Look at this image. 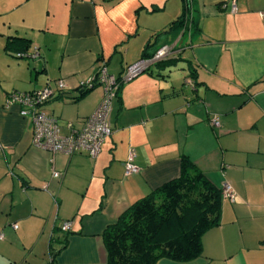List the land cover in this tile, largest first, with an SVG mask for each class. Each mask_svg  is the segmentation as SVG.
I'll list each match as a JSON object with an SVG mask.
<instances>
[{"label": "crops", "instance_id": "crops-1", "mask_svg": "<svg viewBox=\"0 0 264 264\" xmlns=\"http://www.w3.org/2000/svg\"><path fill=\"white\" fill-rule=\"evenodd\" d=\"M193 1L182 31V0H0V264H108L104 230L185 160L236 198L223 196L201 256L157 264H264V0ZM164 44L176 52L121 85L94 158L34 146L31 119L5 106L11 92L50 85L41 108L69 134L104 96L83 83L103 65L121 76ZM131 149L139 172L126 175Z\"/></svg>", "mask_w": 264, "mask_h": 264}, {"label": "trees", "instance_id": "trees-1", "mask_svg": "<svg viewBox=\"0 0 264 264\" xmlns=\"http://www.w3.org/2000/svg\"><path fill=\"white\" fill-rule=\"evenodd\" d=\"M182 1L183 12L172 27L186 31L194 24V1L190 6ZM16 40L21 53L15 55L25 56L28 39ZM222 200L223 189L185 160L178 178L137 200L104 230L108 264H157L162 258L186 262L201 256L203 235L220 224Z\"/></svg>", "mask_w": 264, "mask_h": 264}, {"label": "built area", "instance_id": "built-area-1", "mask_svg": "<svg viewBox=\"0 0 264 264\" xmlns=\"http://www.w3.org/2000/svg\"><path fill=\"white\" fill-rule=\"evenodd\" d=\"M190 3L191 0L188 1L189 6L191 5ZM233 10H236V4L233 5ZM175 52L173 44H164L152 56L130 64L121 76L109 72L105 65L101 66L92 78L83 83V88H93L97 83L101 84L104 88L103 99L80 129H74L73 124L68 122L69 134L63 133V126L57 117L47 114L41 108L55 94V89L50 85L34 91L11 92L5 100V106L9 107L17 104L20 106L21 114L31 119L34 146L52 154L63 153L71 156L75 153L85 152L94 158L100 153L102 144L112 133L109 114L113 101L119 94L121 85L145 72L152 62L162 60ZM66 87L67 85L63 80H59L56 83V90L60 92L64 91ZM211 123L215 127L220 126L217 116L212 119ZM135 158L136 152L131 149L125 161L126 175L139 172ZM53 175L56 178L61 177V173L58 171L54 172ZM223 196L232 202L235 201L236 192L231 184L226 183L224 185ZM13 227L16 229L18 226L14 224ZM70 227L71 223L69 221L62 225L63 230H69ZM4 237V233L0 232V240L4 239Z\"/></svg>", "mask_w": 264, "mask_h": 264}]
</instances>
